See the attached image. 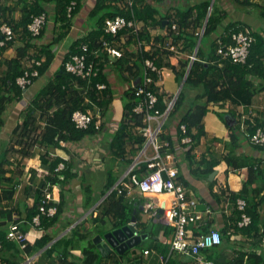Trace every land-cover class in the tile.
Instances as JSON below:
<instances>
[{
	"label": "trees",
	"instance_id": "1",
	"mask_svg": "<svg viewBox=\"0 0 264 264\" xmlns=\"http://www.w3.org/2000/svg\"><path fill=\"white\" fill-rule=\"evenodd\" d=\"M43 1L47 4L55 5L56 15L54 20L56 28L53 41L37 49V41L45 36L47 24L41 35L37 37L32 35L28 25L38 15L46 14L48 17L47 8ZM139 1L141 0H96L95 7L89 14V19L94 22L92 30L72 44L65 55L61 71L50 79L36 95L25 111V121L22 124H18L12 131L9 146L0 155V264H20L23 260L21 256L23 252L27 256L36 255L53 240L51 235L45 233L40 239L37 238L34 243L29 241L23 249L18 242L7 238L10 223H19L13 217L14 210L9 208L17 192V182L14 177L16 171L5 168L6 165L11 164L10 153L15 151L16 146H21L19 152L23 154L26 153L29 146L37 144H46L55 148L58 153L49 161L51 175L47 181L50 183L51 192L54 186L60 187L61 191H63L66 185L78 177L77 173L72 172V164L68 162L71 153L69 144L81 142L86 137L96 136L104 132V113L98 115L95 112V108L106 107V102L110 100V95L112 96L107 73L109 66H121L125 69V72H128L130 78H140L142 83L148 71L145 67L146 60L153 62L160 70H164V66L172 69L179 85L187 76L185 86L173 105L168 119L179 118V140L183 137L180 126H186L187 134L192 138L190 144L192 148L187 152L188 156L191 155L193 148L200 143L202 137L206 135L204 118L209 110V105L231 102L237 106L247 107L251 106L256 94L264 92V36L262 33H254L256 41L251 47L246 63H233L230 59H223L222 56L217 54L218 41L221 40L222 43L230 45L232 44L233 33L246 27L250 28V26L245 23L238 24L233 22L225 28L221 37L212 39V35L222 25L225 17L216 15L215 10L211 11L209 16L210 2L189 6L186 9L177 8L176 12L168 17L165 16L167 18L164 17L162 20H158L160 12L153 8L151 4L141 7ZM179 1L185 2L186 0ZM19 2L24 4V14L20 20L12 17L9 7H0V40L5 41L4 46H0V66L5 65L6 67L4 75L0 76V129L6 124L4 115L9 104L21 101L25 92L33 83L40 77L45 76L50 70L56 57L54 46L59 45L68 37L73 27V21L80 14L84 5V0H19ZM118 2L126 4V8L118 9L116 6ZM237 2L242 6L255 8L260 19L264 22V5L253 4L250 0H237ZM70 7H72L71 12L69 11ZM119 16L125 17L127 21L142 22L145 27L140 29L137 34L133 33L134 35L130 33L131 30L129 28L119 32L117 36L107 34L105 32L106 21ZM165 21H167L165 25L168 30L167 36L151 35L149 30L152 28H164ZM173 23L178 25V31L172 30ZM3 24H7L12 28L15 36L11 40H6L5 35H3L1 30ZM204 26L205 32L201 39L200 34ZM126 34H129L127 43L139 40L143 44L141 50L138 51L137 55H125L123 53V56L119 59L110 58L109 54L103 50L105 41L123 51L124 46H121L122 36ZM200 39L201 44L196 52L198 60L192 64H190L189 58L181 60L176 57L175 53L166 48L169 44L175 45L178 47L180 54L187 53L192 56L198 47ZM145 43L151 45V49L144 47ZM14 46L16 47V56L11 59L4 58L3 55L7 49ZM84 46L87 47L86 52L83 51ZM74 55H86L85 66L86 68L93 66L96 75L90 78H82L67 72L64 64ZM164 58L168 60V63H164ZM26 71L29 73L37 71L38 75L30 76L31 85L27 89H23L18 84V79L23 77ZM148 73L154 79L150 89L158 96L156 109L162 114L167 110L170 100H165L164 87L156 86L158 81L157 74L150 70ZM255 80H259V83L256 84ZM101 84L105 85L106 88L99 89L98 86ZM132 85L124 96L127 100L125 106L126 118L109 146L111 157L114 158L113 163H117L120 159L125 160L129 142L132 143L130 152L133 155H137L146 142L144 136L133 135L135 129L138 130V127L144 128L146 125L143 122V115L140 116L134 112L137 104L142 102L144 96L136 95V89L139 86L132 88ZM188 87L192 90H197L196 102L194 101L191 107L185 110L187 97L189 96L185 92V88L187 89ZM76 111L94 115L93 122L87 129H80L73 122V113ZM39 121L43 122L44 125L40 126ZM259 126L264 128V124L257 123V119H255V126L248 122V133L253 134ZM161 141L169 142L172 148L175 146L172 139L166 135L161 136ZM254 147L264 152V147ZM224 160L229 165H234L233 163L236 161L230 155L225 156ZM126 163L127 165H132L134 162L130 158L127 159ZM218 163H214L205 172L212 173L213 167ZM61 164H64L65 168L63 170H59ZM116 166L115 164L108 170L109 182L103 191L104 196L119 181L120 174ZM246 166L249 169V175L245 186L240 193H233L230 198L233 204L231 220L234 225L227 228L226 237L228 240L230 235L240 233L253 239L255 247L262 249V252L258 253L255 250L250 253L240 252L231 262H221L219 261L221 246L206 250L207 259L214 261L216 264H264V249L262 248L264 247V214L261 210L264 198L257 200L258 198L256 199L255 197L256 194L259 195L261 191H264V186L252 188L256 183H264V165L262 166V163H248ZM234 167L239 166L234 165ZM149 170V164L143 162L133 169L118 187H121L124 183H129L132 187L135 186L132 182L133 177L142 179L150 172ZM6 175L9 176L7 177ZM120 190L122 193H119L118 190H113L107 195L97 209L87 218V221L96 226L95 229H83V226L79 225L73 230L70 237H65L55 242L46 252L50 256L53 253H59V260L62 264H107L104 261L124 258L135 250L136 248L131 249L124 254L112 251L107 256H103L94 243V238L99 233L104 235L106 232L105 230H99V226L105 227L107 223H110L112 226L110 230L121 229L131 223L135 210H137L135 214L137 221L141 218L139 201L128 200L123 186ZM85 191L88 197L85 202L86 205H94L96 202L92 196L93 190L89 186L85 188ZM251 195H253L252 200L250 199ZM44 199L45 192L43 197L38 199L32 208L28 209V218L33 223V219L36 216H40V226H43L44 229H49L56 224L63 214L65 201L62 192H60L59 196L56 195L58 201L53 200L44 204L46 209L50 207L57 208L56 214L49 217L46 214H42L40 210ZM239 199L246 201L244 212L238 210L237 202ZM243 213L250 217L251 223L248 226L240 227L239 222L242 220ZM137 226L140 227V224ZM141 228L145 229L146 227L142 224ZM22 231L28 237L27 230ZM153 234H156V231H153ZM223 237L222 234V239ZM78 242H84L85 244L81 249L83 258L78 261L69 260L70 250L74 249ZM168 255L169 252L167 250L162 256L166 259ZM183 258V255L177 254L176 257L170 259L169 264H180L179 259Z\"/></svg>",
	"mask_w": 264,
	"mask_h": 264
},
{
	"label": "crops",
	"instance_id": "2",
	"mask_svg": "<svg viewBox=\"0 0 264 264\" xmlns=\"http://www.w3.org/2000/svg\"><path fill=\"white\" fill-rule=\"evenodd\" d=\"M250 1L253 4L264 5V0ZM205 2H210V9L211 11L215 10L216 15L225 17L222 25L219 26L216 33L212 35V39L221 37V35L224 34L225 28L233 22L238 24L245 23L256 32L262 33L264 36V22L261 21L259 15L257 18L250 15L253 8L242 6L237 0H186L185 2L179 0H141L139 1V4L141 7L151 4L153 8H156L160 12L157 19L162 20L165 16L168 17L170 14L176 12L177 8L186 9L189 6ZM43 4L46 5L48 12L47 31L45 36L37 41V49L38 47L49 44L53 41L55 34L54 30L56 28V22L54 20V16L56 15L55 5L47 4L45 1H43ZM95 4L96 0H84V5L80 14L76 16L73 21V27L70 34L62 43L55 45L53 48L56 57L50 70L45 76L40 77L35 83H33V85L25 92L21 101L9 104L4 115L6 124L0 129V155H2L9 146L12 131L18 124H22L25 121V111L28 106H30L36 95L43 89L47 82L61 71L65 55L70 50L72 44L77 39L86 36L92 30L94 22L89 19V14L95 7ZM116 4L118 9L126 8V4L124 3L118 2ZM1 6L9 7L12 17L16 20H20L24 14V4L20 3L19 0H1L0 7ZM248 17H250V20H248ZM252 20L254 21L252 22ZM166 24L167 21L164 22V28H152L149 30L151 35L167 36L168 30L165 28ZM137 27L138 29H143L145 25L142 22H139ZM128 38L129 37H126L124 40L122 38L121 46H124L123 53L125 55H137L143 44L139 45L136 40H133L132 43H127ZM118 45L120 44L118 43ZM144 47H149L151 49V45L147 43L144 44ZM196 52L197 48L194 54ZM3 56L8 59L14 58L16 56V47L8 48ZM189 56L190 55L187 53H182L180 55L176 54V57L181 60L189 58ZM165 62L168 63L166 58H164V63ZM163 69L164 80L160 85L162 88L164 87L166 99H169L171 96L178 94L180 86L172 69H168L165 66ZM5 71V65H1L0 76H3ZM107 73L109 75L112 96L110 95L109 101L106 100V107L102 108L105 122L104 132L96 136L86 137L81 142L69 144L71 153L68 162L72 164V172L77 173L78 177L74 178L68 185H66L63 188V191L54 188L52 189L55 200H57L56 195L59 196L60 192H62L65 201V210L56 224L49 229H44L43 226H40L41 221L39 222V225L33 224L29 221L28 209L32 208L38 199L43 197V194L47 189L50 190V183L47 181L51 175L49 161L52 160L58 152L52 146L37 144L29 146L24 154L19 152L21 146H16L15 151L10 153L11 164L6 165L5 168L16 171L14 177L17 182V192L9 207L14 210L13 217L19 222L21 230H27L28 239L31 243H34L37 238L40 239L45 233L51 235L53 238L51 243L36 253V255L27 256L23 252L21 254L23 260L20 264H62L59 260V253H53L50 256L46 252L47 249L55 242H58L65 237H70L73 230L79 225H82L83 229L92 228L93 230L96 228L91 222L87 221V218H89L92 212L97 209L96 206H98V204L106 197L103 195V191L109 182L108 170L113 165H117L116 169L119 170L120 174L119 181L115 186L122 183L127 175L132 172V168L135 165L134 163L138 158L136 154L133 155L130 152L132 143L129 142L128 144V152L125 160L120 159L117 163L111 161L112 157L109 149L112 139L121 127L120 124H122L126 118V111L123 113V118L120 121L121 123L115 119L107 121L106 114H108L111 103L113 102L112 104H116L118 101L123 100L125 93L128 91L131 84L135 81H140L141 79L130 78L128 72H125V69L121 66L111 65L109 66ZM255 81L257 82L256 84L259 83V80ZM196 92L197 90H191V92L188 93L189 98L192 101L187 104L185 110L189 109L191 104L195 101ZM201 103L203 102L201 101ZM249 109L255 110L257 123L264 124V92L256 94L251 106L247 107L237 106L231 102L209 105V110L204 118L206 135L202 137L200 143L193 148L190 156L187 154L192 148L190 144H185V149L183 146H181V148L179 146L178 150L177 171L179 183L184 187L189 198L197 201L200 210L205 211L210 208L213 211L212 216L206 218L209 221L201 222L200 227L197 225H189L188 236L193 237L195 234L209 232L214 228L220 229L224 236L219 253V261L221 262H231L240 254V252L250 253L254 250L258 253L262 252V249L255 247L253 239L240 233L230 235L228 240L226 237L227 228L234 225L231 220L233 204L231 203L230 198L233 193H240L245 186L249 175V169L246 165L248 163H262V166L264 165V152H261L258 148L250 144L245 138V134L240 125L241 115L247 113ZM39 124L40 126L44 125L41 121H39ZM166 124L167 122L165 120L160 140L162 135H166L170 137L174 143H178L180 137L178 133L179 118L170 120L168 126H166ZM153 127H156V122L153 123ZM108 130L111 134H108ZM137 131L138 130L135 129L133 135L138 136L139 134ZM229 155L231 158L236 159L233 164L238 165L239 167L229 165L224 160V157ZM154 156H156V150H154L153 147H150L147 150V157L144 156L143 159L151 160ZM130 158L134 163L132 165H127L126 161ZM217 162L219 163L213 167L212 173L205 172ZM142 163L143 162L139 163L136 167ZM99 173L102 174V177H99ZM6 176L8 177L9 175ZM99 184L100 188L97 187ZM89 186L93 190L92 196L96 202L91 206H87L85 203L88 198L85 193V188ZM122 186L124 191H126L128 200L139 201V209L143 214L140 220H138V225L140 224V227L138 226L139 230H145L150 223H155L149 237V239L153 238L152 240L154 243L150 245L149 248L151 249L147 253L144 249H139L138 247L131 251L126 258H114L104 262H107V264H133L134 259H139L143 264H161L160 257L165 251L168 250L169 252L172 232L167 230L168 228L163 226L160 222L149 218L148 214L145 213L144 207L148 201H153L156 205H160L164 202V197L161 194H144L135 186L132 187L129 183H124ZM122 186L120 188H122ZM262 186H264L263 182L260 184L256 183L252 188L255 189ZM252 196L253 195L250 196L251 200L253 199ZM255 197L256 199L258 198L257 200H262V198H264V191H261L259 195L256 194ZM261 210L264 214V202ZM142 224L145 225V229L141 228ZM109 227L110 223H107L105 227L99 226V230H105L106 232L104 235L99 233L97 236H100L105 240V236L111 232ZM153 231H156V234H153ZM148 240H146L144 244ZM76 245L77 246L74 249L70 250L71 254L69 260L78 261L83 258V252L81 249L85 245L84 242H78ZM262 248L264 249V247ZM205 252L206 250L203 252L204 256H206ZM179 260L180 264H193L192 258L189 257H184ZM212 262L216 264L214 261Z\"/></svg>",
	"mask_w": 264,
	"mask_h": 264
},
{
	"label": "built area",
	"instance_id": "3",
	"mask_svg": "<svg viewBox=\"0 0 264 264\" xmlns=\"http://www.w3.org/2000/svg\"><path fill=\"white\" fill-rule=\"evenodd\" d=\"M71 10L72 7H70L69 11L71 12ZM47 21L48 17L46 14L38 15L34 17L33 21L28 25V29L33 36L37 37L41 35L45 25L47 24ZM126 28H129L131 30L130 33L134 34H137L140 30L137 27V21H127L124 17L119 16L106 21L105 32L107 34L117 36L119 32L125 30ZM171 28L173 31H178V25L176 23H173ZM1 30L3 35H5L6 40H11L15 36L12 28L7 24H3ZM204 32L205 26L201 31L200 37L203 36ZM129 34L123 35V40L126 39V37H129ZM255 41L256 38L254 36L253 29L246 27L233 33L232 44L227 45L222 43L221 40L218 41L217 54L222 56L223 59H230L233 63L245 64L249 57L251 47ZM4 42L5 41L0 40V46H4ZM137 42L139 45H141L139 40H137ZM166 48L171 52L180 55L177 46L169 44L166 46ZM103 50L106 51L110 58L113 59H119L123 56L122 50H120L118 47H114L107 41H105L103 45ZM83 51H87L86 46L83 47ZM85 59L86 55L72 56L64 64L65 70L82 78H90L91 76L96 75V71L93 66L86 68ZM189 60L190 64L198 60L196 53L190 56ZM145 67L146 70H150L151 72L157 74L158 81L156 82V86L159 87L161 82L164 80L163 70L158 69L150 60L145 61ZM148 71L146 72L143 83L141 81H135L132 85V88H137L139 86L136 89V95L144 96L142 102L137 104L134 112L140 116L143 115V122L146 125L144 128H137L138 134L144 136L146 138V142L143 147L144 149L141 151L134 163L135 165L133 169L136 168L139 163L146 161L149 164L150 172L147 173L142 179L133 177L132 182L134 183L135 187L144 194H161L164 197V202L162 204L156 205L153 201H148L144 207L145 213L148 214L149 218L160 222L172 232V238L169 244V255L166 259L163 256L160 257L161 264H169L170 259L176 257L177 254L192 258L193 264H214L203 255V252L205 250L222 245L223 239L221 230L214 228L209 232L193 235V237L188 236V226L197 225L200 227L201 222L209 221L206 218H210L213 214V211L210 208L206 209L205 211L200 210L198 208L197 201L189 198L184 187L178 181L179 176L177 164L179 146L180 148L183 146L185 149V144H191L192 138L187 134L186 126L181 125L180 129L182 131L183 137L178 143H175L173 148L170 146L169 142L160 140L162 127L165 120H163L164 115H162L159 110L156 109L158 96L150 89L154 79L152 76L148 75ZM37 75V71L32 73L26 71L25 75L18 79V84L23 89H27L28 86L31 85L30 76ZM98 88L105 89L106 86L101 84L98 86ZM173 104L174 101L170 100L168 107H172ZM95 112L98 115L101 114L100 109H97ZM93 119V114H87L82 111L74 112L72 117L73 122H75L76 126L80 129H87L93 122ZM255 119V110L249 109L247 113L241 115L240 125L245 134V138L250 142L251 145L264 147L263 127L259 126L253 134H249L247 131L248 122L255 126ZM155 122L156 127L154 128L153 123ZM150 147H153L154 150H156V156L151 158V160H144L143 157H147V150ZM64 168V164L59 166V170H63ZM118 186H115L107 193V195H109L113 190H118L119 193H122L120 187ZM54 189L61 190V188L58 186H54ZM53 200H55L53 191L51 192L47 189L45 191L43 206L40 208L42 214H46L49 217H52L56 214V207H50L49 209H46L44 206V204ZM237 207L239 211L244 212L246 209V201L238 200ZM39 222L40 216H36L33 219V224L39 225ZM250 223V217L243 213L242 220L239 222V226L245 227ZM7 238L11 241L18 242L23 249L27 246V243H29L28 237L20 229L19 223L17 222L10 223ZM133 264L143 263L139 259H134Z\"/></svg>",
	"mask_w": 264,
	"mask_h": 264
},
{
	"label": "water",
	"instance_id": "4",
	"mask_svg": "<svg viewBox=\"0 0 264 264\" xmlns=\"http://www.w3.org/2000/svg\"><path fill=\"white\" fill-rule=\"evenodd\" d=\"M210 14H211V9L209 11V16ZM208 18L206 20V24H207ZM201 39L199 41L197 51H198V48L200 47ZM186 79H187V76L185 77V79L183 80L180 86L179 92L175 97V102L185 86ZM136 213H137V210L134 211V217L132 218L131 224L121 229L108 233L105 236V240L101 238L100 236H97L94 238V243L96 244L100 252L103 254V256H107L108 253L112 252L113 250H115V252L118 254H124L125 252L133 248H136L137 246H143L144 242L149 239L155 223L153 222L150 223L149 226L145 230H142V231L139 230L137 226L138 225L137 216L135 215Z\"/></svg>",
	"mask_w": 264,
	"mask_h": 264
},
{
	"label": "rangeland",
	"instance_id": "5",
	"mask_svg": "<svg viewBox=\"0 0 264 264\" xmlns=\"http://www.w3.org/2000/svg\"><path fill=\"white\" fill-rule=\"evenodd\" d=\"M250 15H252V16H255L256 18H257V16H258V11L255 9V8H253V11L251 12V14ZM248 20H250V17H248ZM254 20H252V22H253ZM262 21V20H261ZM260 21V22H261ZM263 22V21H262ZM248 28V27H247ZM251 28V27H250ZM251 29H253V28H251ZM253 31H254V33L256 32L254 29H253ZM202 38V37H201ZM183 82V81H182ZM181 84L182 83H180V85L179 86H181ZM161 86V85H160ZM191 88H185V92L188 94V93H190L191 92ZM188 91V92H187ZM175 97H176V95L175 96H173V97H170L169 99H166V97H165V100H171V101H174V104L176 103L175 102ZM178 99V98H177ZM177 99H176V101H177ZM192 100L189 98V96L187 97V101H186V104H189L190 102H191ZM126 102H127V100L124 98L123 100H121V101H118L116 104H112L111 103V105H110V109H109V111H108V114H106V120L108 121H112L113 119H115L116 121H121L122 120V118H123V113H124V111H125V106H126ZM173 104V105H174ZM173 107V106H172ZM172 107H168L167 108V110L164 112V113H162V115H164V119L163 120H166V122H167V124H166V126H168V124H169V122H170V120H171V118L170 119H168V117H169V114H170V112H171V110H172ZM97 109H100L101 110V114H102V111H103V109L102 108H99V107H96L95 108V111L97 110ZM100 114V115H101ZM178 118V117H177ZM121 123V122H120ZM119 123V124H120ZM120 126H121V124H120ZM181 127V126H180ZM162 129H163V127H162ZM108 134H111L110 133V131L108 130ZM136 156H139V153L136 155ZM111 161H113L114 162V158H111ZM99 177H102V174H100L99 173ZM100 180V179H99ZM97 187L98 188H100V184L99 185H97ZM102 203V202H101ZM100 203V204H101ZM99 204V205H100ZM98 205V206H99ZM97 206V207H98ZM140 216H143V214H142V212L140 213ZM129 225V224H128ZM125 227V226H124ZM109 228H112V226L110 225V227ZM118 230V229H117ZM113 231H115V230H111V232H113ZM153 239V238H152ZM152 239H149L143 246H140L139 247V249H144L145 250V252L147 253L148 251H150V249L151 248H149L150 247V245H152L153 243H154V241L152 240ZM136 248H138V246L136 247ZM100 251V250H99ZM103 255V254H102ZM129 256V254L127 255V256H125V258L126 257H128ZM149 256V255H148ZM148 260V259H147ZM149 262V261H148ZM150 263V262H149Z\"/></svg>",
	"mask_w": 264,
	"mask_h": 264
},
{
	"label": "bare ground",
	"instance_id": "6",
	"mask_svg": "<svg viewBox=\"0 0 264 264\" xmlns=\"http://www.w3.org/2000/svg\"><path fill=\"white\" fill-rule=\"evenodd\" d=\"M192 2H193V1H192ZM129 5H130V4H129ZM130 6H132V5H130ZM132 7H133V6H132ZM132 7H131V8H132ZM124 18H125V17H124ZM137 24H138V23H137ZM132 34H133V33H132ZM133 35H134V34H133ZM133 35H132V36H133Z\"/></svg>",
	"mask_w": 264,
	"mask_h": 264
}]
</instances>
